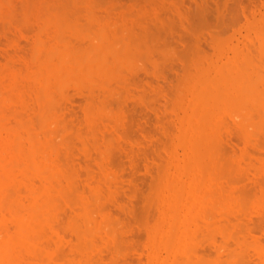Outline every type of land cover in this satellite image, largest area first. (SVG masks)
<instances>
[{"label":"bare ground","instance_id":"1","mask_svg":"<svg viewBox=\"0 0 264 264\" xmlns=\"http://www.w3.org/2000/svg\"><path fill=\"white\" fill-rule=\"evenodd\" d=\"M24 1H26V0H24ZM37 1L41 2V0L40 1L37 0ZM63 1L60 4L62 6H59L58 8H56V9H59L61 7L60 9H62V7H63V9H62L63 11H60V9H59L58 10L59 12L54 11L55 8L53 9V13H50V11L48 12L47 10H51L52 8L47 5V8L44 6L45 11H47V12H43L44 11V8H43L41 13H40V10H41L40 6H42L41 5L42 2L39 4L40 6L36 4L38 7L37 11H36L37 7L34 8L35 9L34 11H36L35 14L36 13L38 14V15L37 14L36 15L38 16L37 19L40 20L39 21L41 23L40 28L42 27V31L44 28H45V30L48 29L46 27L48 24H49L48 27H50L52 25L51 27H53L54 33H55V34H53L54 35L53 39L55 40V38H56L55 42L56 41L58 42L57 44H59L58 45L59 48L58 47L57 48L60 50L59 51L58 50H55V51L49 50L47 48V44L45 43V40L43 39L44 40L43 41L40 38V36H38L40 33L37 34L36 35L37 37H35L33 45H32L33 51L31 52V54H32L31 58H29L31 60L28 61L29 64H28V62H27V65H26V63L24 64L26 66L23 68L24 69V71H22L23 74L13 73L12 71H14L15 68H13L14 70L8 71L9 69H11V67H10L7 70V75L9 76V74H8V72H9V73H11L10 75L12 76L11 80L9 77V79H8L9 83H7L10 85L9 90H8V85L4 87L5 89L7 88L6 90H7V92L8 91L9 92L7 93L6 90H4L3 88L0 89V90H3V92L5 91L7 93L6 94L5 92L3 93L2 91H0V264H60L59 260H61L63 256L65 257V253H64V251H62V249L64 248V243H67L66 247H68V248H65V250H66L65 252L69 251L68 253H70L68 255L69 259H67L66 262L64 261L65 264H100V261H102L101 254L103 253V250L101 248L102 252H100L101 254L99 253L100 255L98 254L97 250L100 249V244L102 245L103 241L101 242V240L106 241L103 243V244H105V243L106 244L102 245L101 247H104V246L106 247V245L110 246L109 243H111V246H112L116 240V238H115L116 231H114V229H113L115 224L111 218V216L113 215L112 214L113 212L111 213V215H109L108 212H105V210L107 209V205H105L104 202L103 203L101 202V199H103V197L105 198V201H107V202L109 200L111 201V199H113L112 197L110 199L108 196L107 199L109 198V200H106V195H108V193H109V192H107L108 191L107 188H109V191L111 189V192L113 194H114V192H113L114 190H112V187H107L106 184L108 182L105 184V181H104L105 176L108 175L109 177L107 176L105 180L106 181L108 180L109 183H111L109 180L110 178H112V176L110 177L111 174H109V171L104 172V170H102V169L100 170L102 172L99 171V173L94 174L96 177L94 175L92 176V174H90L92 181H95L99 177H101V179L96 180L95 181L96 183L93 182V183L97 184V181H98L97 185L94 184L95 185V186L93 185L94 187H91L89 189L86 188L87 190H85L84 183H83L84 180H82L83 182L81 181L82 178L84 179V177H82V175H85V174L81 175L80 173H78L80 171L73 169L74 166L76 169V165H75L76 162H74L73 166L69 165L70 167L72 166L71 167L72 169H70V168L66 169V166L69 164L68 162L71 160L69 159L68 162H67V160H65L63 162L60 161V164L63 165L64 162H67V165L64 163L65 165L58 166L57 164H59V162L55 163L56 162L55 160H58V161L61 160V157H59L60 159H58V156H60V155L57 154L58 152H56L55 158L57 157V159L54 160V156H52L51 153L49 152L50 150L52 151V149L50 147V142H53V139L58 137V136H56V131L54 134V136H56V137H52L53 139L50 138L51 133L48 137L49 139L46 138L48 136L46 134L48 133L47 129H49V128L54 129L55 128L54 125L56 126V124L54 122H52L51 119L53 118V114L56 115L55 119H57V117L60 115L58 110H54L57 106H60V104H61V101H59V99H61V100L66 99V101L68 100V98H65L66 96L64 97V95H65V93H63L64 91L61 92V90L59 89L60 86H59V84H57V82L59 80L63 81L62 79H65L67 82H69L71 84L74 83V85H76V83H77L76 81H78V83H77L78 87H79V85L82 86L83 83L84 82L86 83L87 82L86 80H88V83H86L87 86L85 83L84 84L86 87H89V85H90V87L92 89V84H90V83H92L91 81L92 80L94 81L99 76L98 74H100V75L105 74V75H103V76H106L105 78H109L110 75H114L111 73L114 70L116 71V69L118 68V66L120 65L121 62L123 64L127 63V59H126L127 56L126 55H127L128 51H131V50L134 51V49H132V46L129 45V47L127 46L129 48V50H128V48L125 47L124 50L126 49L127 51L125 50L124 53L123 52L120 53L119 50L123 49L122 46H117L115 44L116 47L114 48L113 51H111L112 52V56H111L112 60L109 59L111 57L108 58V53L105 50L104 51L102 50L105 54V55L103 54V56H104V58L107 57V59H109V61H106L107 59L103 60V58H102V60L100 59L101 61H99L98 59H97L98 60L97 61L95 58L94 59L89 58V59L84 60V58L86 57V55H84V54L86 52L88 53L89 51H95V50H92L93 46H95V45L93 43L90 44L91 42L94 41L95 37L92 34L93 39H91V38H89L90 34L86 33V35L88 34L87 40L91 41V42L89 41L90 43L87 42L90 45L88 47V44H86V48L87 49L92 48V49H88L89 51H84V53H83L84 58L81 57L82 58V60H81L79 57V56H81L80 51H78L76 49V46L73 45L76 43V42H74V41H76L75 37H78V36L80 37L79 34L81 32V31L79 32L78 31L79 29H78L77 30L78 35L76 34V18L72 17V14H73V16L75 15L74 12H72V10H75V9H72L73 7H75L74 6L75 4H73V7L71 6V8H69L70 3L72 5V2H68L70 0H67L68 5H66V3H65L66 0L64 2ZM1 2L2 1L0 0V5H1ZM46 2L47 1H45V3ZM193 2H195V1L193 0ZM196 3H197V1H196ZM6 4L8 5V2ZM3 5H1L0 7H2ZM26 5H27V7H26ZM222 5H223V2H222ZM32 6H34V5H32L31 0H28L27 4L25 3L26 15H29L28 13H30L32 11V8H33ZM162 6H163V4H162ZM194 6H195V4H194ZM230 6H231V4H230ZM48 7H49V9H48ZM159 8H160V6H159ZM185 9H186V7H185ZM199 9L200 8H198V10ZM194 10H195V8H194ZM194 10H192V11L194 12ZM51 12H52V10H51ZM54 12H57V13H54ZM3 13H5V12L3 11ZM10 14H11V12H10ZM35 14H33L32 19L34 18ZM6 15H7V13H6ZM218 15H216V16H218ZM37 16H35V18ZM29 17H30V15H29ZM86 17H88V16H86ZM91 18H92V15H91ZM181 18L183 20V17H181ZM247 18H248V16H247ZM256 30L257 29H255V32L253 35L254 37L251 39H248L249 45L251 43L250 41H252L251 45L249 46V45H247V43L245 45V46H249L250 48H247L245 46L238 48L237 46L234 45V47H236L237 49H235L233 54L232 55L230 54V57H229L228 55L224 56V54H222L223 52H221V51H223V50L226 51V50H225V47L222 49L221 47H223V46H220V47H218V48H221L219 51L220 52L219 54L220 55L222 54L224 57H228V58H226V60L224 59L225 60L224 62H222V63L219 62L217 64L216 61L221 59L220 55H218L219 59H217L218 57H216L215 58L216 60H214L216 64L211 61V63H207L208 65L205 66V64H206L205 61H207L208 59L206 60V58L203 57V59L205 61L203 60L202 61L203 63H202L201 62L202 58H200L199 62H201L203 64V66H201L202 64L201 65L198 64L197 65L198 67L195 68V70L193 69L195 67L194 66L193 68H191L192 69L191 71L189 70L190 73H192V78H191V76H189L190 74H188V76L186 75L187 77L185 78V80L183 79L185 82H187L186 84L184 82L182 84V86H184L183 90H186V91H183V90H180V91L182 93L183 92L188 93V89H187V86H188L189 97L186 96V99H188V100L185 102V99H183L180 95L178 100L180 99L179 100L180 102H182L181 100H183V102H185V103L183 104L184 106L182 105V103H180V105L177 104L180 107L182 105V107L179 109V111H181V109H183V114H182L181 120H180L181 123L179 125L180 127H178L179 132H178V135L176 134L177 136H176V140H175L176 146L180 148L181 153L177 154L179 152H177V153L174 152L175 149H171L172 151L170 150L171 153H170L168 159L166 160L167 157L165 158L166 162L164 163V161H163L164 164L161 165V167L159 169L161 171H159L160 173L158 172L159 173V175L157 174L158 177L156 175L157 182L154 186V190H153L152 194L149 195V197L152 198L151 200L153 201V203L150 202L151 203L150 204L148 201L149 198H146L145 202L149 203V204L147 203L148 206L150 205V206L155 207V205H156L157 209H156V207H155V209H156V211L158 210V215H157V217L155 216L156 219L153 216V218L155 219L153 223H152L153 219L152 220L150 219V221L147 220V221H149L148 222L149 225L147 227V241H146L147 245H148V253L146 256V262L144 264H234L236 257H238L240 253H242V254L246 253L248 246H246L247 248H240L244 252L241 251L239 253L240 250H237L239 253L238 256H237L236 251L233 250L234 248L231 249L230 247L233 246L232 243L235 240H237V244L241 247V245L247 241V239L244 237L245 234H247V236L250 237L249 240L250 239L253 240L255 238L254 242H256V243L254 244V246L252 248H253L254 254L257 256L258 262L256 264H264V242L262 241V239H264V238L261 237L260 241H256V240H258L257 238H260V237H258V236L253 237L254 235H252V234H254V233L250 231V228H248V226H246V228L248 230L246 228H244V229H246V231H244V230L241 231V232H244L243 234L241 232L238 233V231H237L238 234L235 233L233 235V233L231 232L232 239L234 236L233 242L230 241L231 236L229 237L228 242H232L231 246L228 242H227V244H226V242H224L225 241L224 238H223V241H222V238H220V237L224 236L223 231H224V233L226 232V234H228V232H227L228 230L225 231L226 227L223 228L225 230H222V234H220L221 231L216 232L218 234H215L216 235L215 238L218 235H222L220 237L218 236L221 239L220 241H222V243L224 242L226 244L224 246L229 245V247L228 248L227 247L224 248L222 246L215 247L216 246L215 242L214 243L211 242L212 247H210V248H213V244H214V248L216 251L215 256L212 255V254H214L215 251L211 254L208 251L209 249L208 250L206 248L201 249V246H203L204 243H206L207 246H210L209 240L212 237L209 239H206V237L208 238V235L212 236L213 233L216 230H218V227H219L218 224L221 225V223H223L222 221L225 220L223 217L222 218L219 217L220 214L223 213V210H225V211L227 210L228 213H230L229 208L231 207V204L229 201L226 200L228 197L224 200V197L227 196V194H226L227 191L224 192V190H228L229 193L234 191L232 189L229 190V188L226 189L228 187L227 185H229V184L227 183L228 181L225 182L226 178H223L224 177L223 175L229 174L228 171H227L228 172L227 174H224V172H223L224 168L226 169V166H228L227 169L229 168L230 165L233 166V167H230L231 169L234 168V165H233L234 163L231 164V160H233L235 158V156L231 155L232 156L231 157L229 155L231 157V159H229L230 160V165H229L228 164L229 161H227V159L229 157H228V155L226 156L224 154L223 156H226V157H223V160H221L222 162L224 161V164H223L224 167H222L223 165L221 164L220 159H222L223 153H219L220 148L218 146L219 142L221 141L219 139L220 141L218 142V135L220 137L219 133L221 132L222 128H224L222 126H225L224 123H226L228 118L231 119L232 117H233L232 120H228V122H227L229 124L228 126L230 127L231 123L234 121L233 122V124L235 123L234 128L236 130L238 128L239 132L242 130L241 126L244 124L243 122H245V121H246L245 125H247V126H249L250 124H253V128L255 129V131H254V129H251L252 125H250V127L245 126L248 129L250 128V130L252 132L253 131L258 132L256 129H258V127H260V125L261 126L263 125L262 123L264 121V28L257 30V31ZM66 32H72L73 34H75V37L71 33L70 39H68L69 38V35H68L66 42L63 41V40H65ZM86 35L84 34V36H86ZM84 36H82V38ZM50 38H52V37H50ZM50 38H48V39H50ZM71 39H73V40H71ZM97 39H98V37H97ZM252 39H255V40H252ZM46 40H47V38H46ZM54 40H53V42H54ZM67 41L68 42L70 41L69 43H71V44L73 43L72 46H74L75 48L74 47L72 48L71 46H69V44H68V46H69L68 47ZM215 44H216V42H215ZM218 44H217V46H218ZM126 45H127V43H126ZM220 45L225 46L226 44L220 43ZM251 46L253 47V50L251 49ZM230 47H232V46H230ZM84 48H83V50H84ZM242 48H245V49H242ZM229 49H231V48H229ZM76 50L78 52H76ZM215 50H217V49H215ZM102 51H101V53H102ZM135 52H137L136 48H135V51L133 52V57L134 56L140 57V55H138V54L135 55L136 54ZM90 53L92 55L94 54V52H90ZM231 53H232V51H231ZM110 54L111 53H109V55ZM130 54L128 55L129 58H130ZM140 54H142V53H140ZM121 55H123V56L121 57ZM216 55H217V52H216ZM255 55H257V56L255 57ZM88 56H90V54ZM100 56H101V54H100ZM100 56H99V58H100ZM123 57H125L124 60H122ZM11 59H8V60L12 62ZM261 59H262V61H261ZM8 60H6V61L8 62V64L11 65L12 63H9ZM125 60H126V62H125ZM30 61H31V63H30ZM128 61H129V59H128ZM47 63L50 65L47 66ZM14 64H15V62H14ZM10 65H8V66H10ZM122 65H121V68H122ZM5 67H6V65H5ZM48 68L54 72L52 75L46 74L45 70H47ZM121 68H120V70H121ZM1 69L4 71L6 68L3 69V67H2ZM2 70H0L2 72V73L0 72V76H1V74L3 75ZM39 71H41L42 73H40ZM119 71L113 72V73H115V78L119 79V77H117V76H120V78H121L120 74L116 75V73H118ZM14 72H16V71H14ZM120 73H121V71H120ZM122 75H123V73H122ZM94 76H97V77H94ZM188 77H190L191 79L189 78L190 79L189 80ZM111 78L115 79L113 76ZM78 79H80V80H78ZM81 79L82 80L86 79V80H83L84 82L83 81L80 82ZM186 79H188V80H186ZM107 80H109V79H107ZM3 83H4V81H2V84ZM94 83H95V81H94ZM2 84L0 81V87L2 86ZM29 84H31V85L33 84L32 90H31V86ZM35 84H36V86H35ZM4 85H6V83H4ZM34 86L36 88H34ZM181 87H179V88L182 89ZM24 88L28 89V90H26L27 93L24 91V94L26 93L25 94L26 98H28V96H29L28 92H32L30 94V96H32V97L36 94L35 99H33V102H36V104H33V105H36V107L35 106L32 107L33 112L31 111L32 112L31 114H29L30 111L26 112V114L27 113L29 114V115L27 114L28 116L26 119L23 118L24 116H26V114L22 117L23 118L22 119L21 117L18 116L19 114L17 115V113H15V112H19L18 110L16 111L15 107H14L15 110H13L14 112L12 111V109H13L12 107H11L12 109L9 108L11 106V105H9L10 101H12L14 103L16 102V104H19L18 103L20 100L19 96L22 97V95H21L22 93H17V91L18 92H19V90L22 91V89H24ZM10 89L12 90V92H10ZM52 89H53V91H52ZM17 95L19 98L17 97ZM185 95L184 96L182 95V96L185 97ZM14 98H17L18 100L16 99L17 101H15ZM26 98L24 97V99H26ZM13 99H14V101H13ZM29 99H30V97L28 99H26V101L28 102ZM69 99H70V97H69ZM58 101L60 102V104L58 103ZM179 101H178V103H179ZM22 104H23L22 107L24 108L23 109L21 107L22 110H25L26 106L28 108L31 107V106L29 107V103H27L26 106L24 105V103H22ZM8 105H9V107H8ZM20 106H21V104H20ZM28 108H26V111L32 109V108H30V109H28ZM57 108H59V107H57ZM103 108L104 107H102V109ZM8 109H11L12 113L16 114L15 116L17 117V119H16V117L13 116L14 114H12L11 111ZM100 109H101V107H100ZM87 110H88V108H87ZM87 110H85V111H87ZM54 111H56L58 114H56V112H54ZM89 112L90 111H88V113ZM51 113H53V114H51ZM104 113H103V115H104ZM8 114H12V116L11 117L7 116ZM85 115H89V114H87L85 112ZM8 117H9V119H8ZM59 117L62 118V115H60ZM89 117H90V115H89ZM236 117L239 118V120H236L238 122L235 121ZM13 118L15 119L16 123H14ZM94 119H93V117H91V119L86 118L85 119V121L87 120L85 123L86 126L89 125V127H92L91 120H94ZM11 120L13 122H10ZM95 121L93 122L94 125L96 124ZM55 122L58 124L56 126V130H57L58 129L57 127L59 126L58 119ZM259 122H262V123L259 124V126H256V128H255V125H257V123H259ZM53 123H54V125H53ZM61 125L62 124H60V127L57 130L58 132L61 131L60 129H62V128L64 129V126H61ZM232 125H231V127H232ZM235 125H236V127L237 126L238 127L236 128ZM50 126H52V128ZM94 127L96 128V126H94ZM94 127H92L90 130L95 129ZM226 127L227 126H225V128ZM229 127H228V129H229ZM219 128H221L220 131H219ZM38 129H40V131H37ZM244 129H246V128H244V125H243V130ZM243 130L241 131V133H244ZM93 131H95V130H92L91 132H93ZM251 131H248V132H250L249 136L253 135L251 133ZM261 131L264 133L262 128H261ZM39 132L41 133L42 137L40 136ZM53 133H54V131H53ZM259 133H257V134H259ZM228 136H229V134H228ZM228 136H226V137H228ZM249 136H248V138H250ZM258 137H259V135H258ZM224 139H225V137H224ZM101 140H102V138H101ZM59 142L55 141L56 144ZM99 142H101V141H99ZM53 143H51V144H53ZM245 145H246V143H245ZM259 146H261V145H259ZM174 148H175V145H174ZM53 151H54V148H53ZM53 151H52V153H53ZM60 151L61 150H59V153H60ZM248 152H249V150H248ZM248 152L242 151L240 153H242V154L246 153L247 155H249ZM220 154H221V156H220ZM238 155L240 156L239 153H238ZM233 156H234V158H233ZM237 158L238 159H234V161L239 160L238 162L240 164L242 162L240 160L241 158H239V157H237ZM244 158L245 157H243V162H242L243 164L239 165L238 163H236L240 167H242L241 169L239 168V171H241V172L243 171V168L245 167V165H244L245 160H246V162L248 161V163H245V164L252 165V163H253L254 166L256 164L257 169L259 168V166H264L263 165L264 161H262L264 158V155L262 156V159H260L261 157L260 158L257 157V159L259 161L255 160V157H254V159L250 160L251 156L248 160L246 158L244 160ZM225 160L227 161L226 163H225ZM254 160L259 162V164L256 163ZM72 161H76V160H72ZM91 161H93V160H91ZM260 161L263 162L262 165H261ZM225 164H228V165H225ZM95 165H93V166H95ZM248 165H247L246 169H244L245 171H248L247 169H249V167H250V166L248 167ZM96 166H97V168L98 167L100 168L99 165H96ZM239 166H237V165L235 166L236 167V168H234V169H236L235 171H238L237 167H239ZM61 167H63V168H61ZM222 168H223V170H222ZM254 169H256V168L254 167ZM224 171L226 173V170H224ZM259 171L261 172V170H259ZM103 172H104V174H102ZM222 172H223V175H221ZM105 173H107V175ZM232 173L233 172H231V174ZM234 173H240V172H234ZM99 174L104 175V177L102 178V176H99ZM85 176H87L86 177V179H87L89 177V174L88 175L86 174ZM156 177H154L155 181H156ZM79 178H80V181L78 180ZM91 178H90V180H91ZM93 178H95V179L93 180ZM220 178L223 179L222 182L220 181L221 180ZM241 178H242V176H241ZM245 179H246V177H245ZM101 180H103L104 182ZM77 181H79L78 183L81 182L82 188L81 187L79 188ZM89 181H87V183H89ZM99 181H101L100 185H99ZM238 182H236V183H238ZM248 182H250V181H248ZM153 183H152V185H153ZM221 183H225V185L227 184L226 185L227 187L223 186V188L226 187L225 189H223ZM89 184H91V183H89ZM101 184L103 186L104 185H106V186L103 187ZM110 185L111 184H109L108 186H110ZM152 185H151V187H152ZM262 185L264 186V184H262ZM262 185L260 184L261 188L263 187ZM85 187H86V185H85ZM258 187H256V185H254L253 193L254 192L255 193L252 195H255L258 192V190H259ZM104 188H106V189H104ZM102 189H103V193L100 196ZM256 189H258V190H256ZM262 190H264V188ZM261 191H259V194ZM247 192H246V194H248ZM104 193H105V195H104ZM234 193H235L234 199L235 198L237 199L236 196H238L239 193H236V192H234ZM249 193H250V190H249ZM263 193L264 192L262 191L261 195H257V196L255 195V198H254V200L252 198V201L255 202L256 200H258L260 198V196L263 197ZM225 194H226V196H225ZM244 194L245 193H243V196H244ZM248 195H250V197H252L251 194H248ZM243 196H241V197H243ZM115 197H118V195ZM231 197H232V195H231ZM238 197H240V196H238ZM244 197L248 199L247 195H245ZM250 197H249V201H251ZM256 197H259V198L257 199ZM234 199H233V201H234ZM238 199L239 200H237V201L241 202V203H239L240 205L241 204H242V206L245 205L244 198L242 200L243 202L241 201L242 198H238ZM260 199H259L260 202L257 201V202H259V204L262 203V201ZM262 200L264 201V199H262ZM249 201L246 200V203ZM114 203H115V201H114ZM239 204H237V205L240 206ZM249 204H250V202H249ZM252 204L253 203H251L250 205H245L244 206L245 208H243L242 206H240V207L243 208L244 211H246L247 208L248 209L253 208V207H249V206H253ZM104 205L106 206L105 210H104V208H105ZM254 206L257 208V206L255 204H254ZM240 207H239V209H240ZM59 208L61 211L64 208L63 215L59 214V213L62 214L61 211H59V213H58ZM260 208H262V207H260ZM235 209L237 210L238 208H236V207L233 208V211H232L233 214L230 213L229 215L232 214V216H233ZM243 210H242V212H244ZM253 210H255V209L253 208ZM242 212L240 211V213H242ZM65 213L67 216L64 215ZM217 213L219 214L218 217H217ZM225 214L227 215V213H225ZM236 214H238V213H236ZM243 214L244 213L238 214L239 216L234 215L233 218H231V220H233L234 218H238V217H240V215H243ZM222 215L225 217L224 213ZM61 216H63V217L61 218ZM67 217H68V222L66 221ZM229 217L230 216H228V217L226 216L225 217L226 220H228ZM113 218H114V215H113ZM220 218H221V223H218L220 221ZM64 219H66L65 221L67 222V224L65 222L66 229H67V227L69 228V229H67V231L64 230V232L69 233L68 230L72 231L73 236H74V237H72V240H73L72 242L70 241L71 239L70 240L66 239V238H68L67 237L68 233L66 234L67 236L65 234H63L66 237V238L65 237L63 238L62 233H60L61 231L58 230L60 227L57 228L59 224L61 226L62 225L64 226L63 229L65 228V224L63 223ZM237 220H236V222L238 223ZM233 222H234V220H233ZM226 223L228 224V227H230L231 224L228 223V221H226ZM236 225L238 226L239 223L234 224V227L232 229H234ZM249 226H250V224H249ZM115 228L117 229V226ZM239 228L240 227L236 228V230H238ZM260 228L264 229L263 226ZM239 230H241V229H239ZM249 231H250V234L252 233L251 234L252 236H250ZM234 232H235V230H234ZM71 234L69 233L70 237H71ZM235 235H237V236H235ZM238 235L239 236L241 235L243 239L238 237ZM226 236L227 235H225L224 237H226ZM237 237L240 240L236 239ZM96 239L100 240V244L97 242L99 247L95 243ZM66 240H69V242H71V244L70 243L68 244V241H66ZM216 240L219 242L218 238H216ZM116 241L119 242L118 239ZM206 241H209V242H206ZM107 242H108V244H107ZM235 244H236V242H234V245ZM205 245L203 247H205ZM251 245L252 244H250L249 246H251ZM235 246H233V247H235ZM244 246L245 245H242V247H244ZM113 247H116V246H113ZM237 248H235V249H237ZM250 248L251 247H249V249ZM116 249L117 248L113 249V251ZM58 251H60V253L62 251V253H64V255L60 256L61 254L58 253ZM114 252H117V250ZM114 252H111V254ZM249 252H251V250H249ZM68 253H66V255ZM76 253L77 254L79 253L80 256H78V257L83 256V258H79V261L78 260L76 261V255H77ZM107 254H109V253H107ZM115 254H117V253H115ZM115 254H112V255L116 256ZM251 254H253V253H250L249 255L251 256ZM254 254H253V256L256 258V256ZM243 255H241L242 258H243ZM114 256L111 257L109 254L108 255L109 258H107V259L108 260L110 259L109 261L111 262V259L114 258ZM245 256L247 257V255H245ZM103 257H104V255H103ZM239 258H240V256H239ZM103 259H104V261H102L101 264L102 263L106 264L107 262H109V261L105 262L106 261L105 258H103ZM254 260H256V259H254ZM254 260L253 261L251 260V262H252L251 264L256 262ZM115 262H112V264H116ZM242 263L246 264L247 262H242ZM61 264H64V263L61 262Z\"/></svg>","mask_w":264,"mask_h":264},{"label":"rangeland","instance_id":"2","mask_svg":"<svg viewBox=\"0 0 264 264\" xmlns=\"http://www.w3.org/2000/svg\"><path fill=\"white\" fill-rule=\"evenodd\" d=\"M1 1H2L1 5H3V4L4 5L2 7H0V11L2 12V13L0 12V70H2L1 68L3 67V69L6 68L5 69L6 71L2 70L3 75L1 74V76H0L1 80L0 81H1V84H2V81H4V83H6V85H4V83H3L2 86L0 87V89L3 88L4 90H6L7 88L5 89L4 87L8 85V90H9L10 85L7 83H9V80H8L9 77L11 80L12 76L10 75L11 73H9V72H8L9 76L7 75V70L11 67V69H9L8 71L14 70L13 68H15L14 71H16V72L12 71L13 73L23 74V72H22V71H24L23 68L27 65V62L29 60H31L29 58H31V55H32L31 52L33 51L32 45H33L35 37H37L36 36L37 34L40 33L38 36H40V38L42 40L43 39L45 40V43L47 44V48L49 50H52V51H55V50L59 51L60 50V49H58L59 48V46H58L59 44H57L58 42L57 41L55 42L56 38H55V40L53 39V36H54L53 34H55V33H54L53 27H51L52 25L50 24L51 26L48 27V25H49L48 24L46 26L48 29L45 30V28H44L42 31V27L40 28V25H41V23L39 22L40 20L37 19L38 14L36 13L37 14L36 15L35 12L38 10L37 5H39L41 2H42V4H41L42 6L39 5L41 8L40 13H41L43 8H44L43 12H47V11L49 12L50 11V13H53L54 8H55L54 11H58L61 7L59 9H56V8H58L59 6H62L60 4L63 0L62 1L61 0H41V2H38L37 0H33V1L31 0L32 5H34V6H32L33 7L32 11L30 13H28L30 15V17H29V15H26V8H25V3L27 4L28 0H26V1H24V0H4V1L1 0ZM45 1H47V2L45 3ZM194 1L195 2H193V0H79V1L78 0H76V1L70 0V1H68V2H72V5L70 3L69 8H71V6L73 7V4H75L74 5L75 7L72 8V9H75V10H72V12H74L75 15L73 16V14H72V17L76 18V34L78 35V32H77L78 29H79L78 31L79 32L81 31V32L79 34L80 37L79 36L75 37V34H73L72 32H66L65 40H63V41L66 42L68 35H69L68 39H70L71 33L74 35V37L76 38V41H74V42H76V43L75 44L72 43V44L74 46H76V49L78 51H80L81 56H79V57L81 60H82L81 57L84 58V56H83L84 51H89L88 49H92V48L87 49L86 44H88V47H89V45L92 43L95 45V46L92 45L93 46L92 50H95V51H89L88 53L86 52L87 54L85 53L84 55H86V57H87L90 54V56H88L87 58L85 57L84 60L89 59V58L90 59L95 58L96 60L98 59L99 61H101L102 58H103V60H106L107 57L104 58V56H103L104 52L103 51L104 50L107 51L108 58H109L112 56L111 51L114 50L116 45L122 46L123 51L120 49L119 50L120 53L121 52L124 53L126 50V49L124 50V48L125 47L128 48L129 45H131L132 49H134V51L136 48L137 52H135L136 54L135 53L134 54L140 55V57H138V56L133 57L134 51L133 50L128 51V53L129 52L131 53V54L129 53L130 58L128 57V55H129L128 53L126 55L127 57L124 55L127 59V63L123 64L121 62L120 65L118 66V68L116 69V71H119L121 68V65L123 64L122 68L120 70L121 73H120V71L118 73H116V75L120 74L121 78H120V76H117V77H119V79L115 78V73H113V72H116L115 70L111 73L114 75H110V76L108 75L109 78H105L106 76H103L105 74H101V75L98 74L99 75L98 77L94 76V77H97L94 80L95 83L93 80L91 81L92 83H90V84H92V89H91L90 85H89V87H86L87 86L86 83H88V80H86V79H83V80L87 81L86 83L82 79L80 81V82L83 81L86 84V86L83 83V85L82 86L79 85V87L77 84L78 81H76L77 83H76V85H74V83L71 84V83L67 82L65 79H62L63 81L59 80L57 82V84H59V86H60L59 89L61 90V92L64 91L63 92V93H65L64 97L66 96L65 98H68V100L66 101V99H63V98H62L63 100L59 99V101H61V104L58 101L60 106H57L59 108L56 107L54 110H58L59 114L62 115V118L59 117L60 115L57 117V119L59 121V126L57 128L59 129L60 124H62L61 126H64V129L63 128L60 129L61 130L60 132L57 131L58 129L56 130V126L58 125L55 122L57 120V119H55L56 115L51 113V114H53V118L52 119L50 118V119L52 120V122H54L56 124V126L53 123L55 128L53 129L52 126H50L52 129H50V128L47 129L48 133L46 134V135H48L46 138H48L50 133H51V135H52V136L50 135L51 139H53L52 137L58 136L57 138H55L56 140L53 139L54 143L50 142V147H51L52 151L54 148L53 153L51 150L49 151L51 153V155L54 156V160L57 159V157L55 158L56 152H58L57 154L60 155V156H58V155L57 156H58V159H60L59 157H61V160H59V161L55 160L56 161L55 163L59 162V164H57L58 166H63L65 164L67 165V162L69 161V159L71 161L76 160V161H72V162L69 161L68 162L69 164L66 166V169L67 168L72 169L71 167L74 165V162H76V164H75L76 169L74 166V168H73L74 170L80 171L78 173H80L81 175L82 174H85V175L89 174V177L87 178L88 180L86 179L87 176L82 175V177H84V179L82 178L81 181L84 180V182L83 181L82 182L84 183L85 190H87L86 188L89 189V188L97 185L98 181H97V184H95L96 183L95 181L101 179V177H99L95 181H92L90 174H92V176H93L94 174L99 173V171L102 169V170H104V172L109 171V174H111L110 177L112 176V178H110V179L108 178L111 182V183H109L108 180L107 181L105 180L106 177L108 176L107 175L108 172L105 173L107 176H105L104 181H105V184L107 182L109 184H111L110 186H108L109 185L108 183L106 185H107V187H112V190H114L113 191L114 194H113L111 192V189L109 191V188H107L108 189L107 192H109V193H108V195H106V200H109V198L111 199V197L113 199H111V201L109 200L108 201L109 203L107 201H105L104 197H103V199H101V198L100 199H101L102 203L104 202L105 205H107V209H106V206L104 205V207H105L104 210L106 209L105 212H108L109 215H111V213L113 212L112 214L114 215V218H113V215L111 216V218L115 224L113 229H114V231H116L115 238H116V240L118 239L119 242H117L115 240L116 243L114 242L112 246H111V243H109L110 246L106 245V247L105 246L101 247L102 245L106 244V243L103 244L106 241L101 240V242L103 241L102 245L100 244L99 239L98 240L96 239V241H95L97 246H98V243L100 244V249L97 250L98 254L100 252H102L101 248L103 250L102 254L104 255V257L100 253L102 256V261H104L103 258H105V260H106L105 262L109 261L110 259L109 260L107 259V258H109L108 255L110 254V256L113 257L114 255H112V254L117 253V254H115L116 256H114V258H112L113 260L111 259V262L110 261L107 262L108 264H112V262H115V261H116L115 262L116 264H144L146 262V256L148 253V245L146 242L147 241V227L149 225L148 222L150 221V219L151 220L153 219L152 220V223H153L154 220L156 219L155 216L157 217V215H158V210L156 211V209H157L156 205H155L156 209L153 206H150V205L148 206V204L150 202L153 203V201L151 200L152 198H150L149 195H151L153 190H154V186L157 182V177L160 173L159 171H161L159 169H160L161 165H163L166 162V160L168 159V157L172 151L171 149H175L174 152H176V153L179 152L177 154L181 153L180 148L176 146L175 140H176V136L178 135V132H179L178 127H180L179 126L181 123L180 120H181V116L183 114V109H181V111H179V109L188 100V99H186V96L189 97V88L187 86L188 93L183 92L184 94L180 90H183V87H184V86H182L183 82L185 84L187 83L184 80L188 76V74H190L189 76H191V78H192V73H190V71L192 70L191 68H193L195 66L193 68L195 70V68L198 67L197 66L198 64L201 65L203 63L202 61L204 60L203 57H205L206 60L208 59L207 61L204 60L206 62V64L204 63L205 66L208 65L207 63H211V61L213 63H215V61H214V60H216L215 58L218 57L217 59H219L218 55H220L219 54L220 49L221 48L223 49L224 47H225L226 51H224V50L221 51V52H223L222 54H224V56L228 55L230 57V54L232 55L234 50L237 49L236 47H234V45L237 46L238 48L245 46L246 43H247V45H249L248 39H251L254 37L253 35L255 32V29L260 30V29L264 28V22H263L264 21V0H212V1L211 0H204L205 2L203 0H194ZM196 1H197V3H196ZM7 2H8V5L6 4ZM222 2H223V5H222ZM65 3H66V5H68L67 0L65 1ZM162 4H163V6H162ZM194 4H195V6H194ZM230 4H231V6H230ZM47 5L52 8V9L50 8L52 10V12H51V10H47V9H46L47 11H45V7L47 8ZM159 6H160V8H159ZM26 7H27V5H26ZM49 7H48V9H49ZM185 7H186V9H185ZM34 8H36V11H34L35 10ZM194 8H195V10H194ZM198 8H200V9L198 10ZM62 9H63V7H62ZM62 9H60V11H63ZM192 10H194L195 13ZM3 11L5 13H3ZM10 12H11V14H10ZM6 13H7V15H6ZM54 13H57V12H54ZM33 14H35V16H37V17L35 18V16H34V18L32 19ZM90 14L92 15V18H91ZM216 15H218V16H216ZM86 16H88V17H86ZM247 16H248V18H247ZM181 17H183V20ZM83 33L85 35H86V33H89L90 34L89 38H91V39H93V35H94V37H95L94 41L91 42L90 40H87L88 34L86 36H84ZM82 36H84V37L82 38ZM50 37H52V38H50ZM97 37H98V39H97ZM46 38H47V40H46ZM48 38H50V39H48ZM53 40H54V42H53ZM71 40H73V39H71ZM252 40H255V39H252ZM69 42L67 41V46L69 44V46H71L73 48L74 46H72V44ZM87 42H89L90 44ZM215 42H216V44H215ZM250 42L252 43V41H250ZM126 43H127V45H126ZM220 43H224L226 45L225 46L220 45ZM251 43H250V45H251ZM217 44H218V46H217ZM220 46H223V47L218 48ZM230 46H232V47H230ZM249 46H245V47L250 48ZM83 48H84V50H83ZM229 48H231V49H229ZM215 49H217V50L219 49V50L217 51ZM242 49H245V48H242ZM251 49L253 50L252 46H251ZM77 50H76V52H78ZM128 50H129V48H128ZM101 51H102V53H101ZM231 51H232V53H231ZM90 52H94V54L92 55ZM216 52H217V55H216ZM109 53H111V54L109 55ZM140 53H142V54H140ZM100 54H101V56H100ZM222 54L220 55V58L223 61L221 59H219L218 61H216L217 64L219 62H221V63L224 62L226 60V58H228V57H224ZM99 56H100V58H99ZM122 56L123 55H121V57ZM256 56L257 55H255V57ZM125 57H123L122 60H124ZM200 58H202V60H201L202 63L199 62ZM8 59H11L12 62L9 61ZM109 59L112 60V57ZM109 59H107L106 61H109ZM128 59H129V61H128ZM6 60H8L9 63H12L11 64L12 66L10 64H8V62ZM261 61H262V59H261ZM14 62L16 65L14 64ZM125 62H126V60H125ZM25 63H26V65H24ZM30 63H31V61H30ZM28 64H29V62H28ZM5 65H6V67H5ZM8 65H10V66H8ZM49 65L50 64L47 63V66H49ZM201 66H203V64ZM45 71H46L47 75H52L54 73L49 68ZM39 72L42 73L41 71H39ZM122 73H123V75H122ZM112 76L115 79L111 78ZM189 78L190 77H188V79ZM107 79H109V80H107ZM188 79H186V80H188ZM78 80H80V79H78ZM29 85L31 86V90H32L33 84L32 85L29 84ZM35 86H36V84H35ZM35 86H34V88H36ZM179 87H181L182 89H180ZM26 90H28V89L24 88V89H22V91L21 90H19V92L17 91V93H22L21 94L22 97L19 96L20 98L17 95V97L20 99L18 102L19 104H16V102L14 103V102L10 101L9 105H11V106L9 107V105H8L9 108H11V107L13 108V109L11 108L12 111L15 110V108H16V111L18 110L19 112H15V113H17V115L19 114L18 116L21 118L28 111H30L29 114H31L33 112L32 107H34V106L36 107V105H33V104H36V102H33V99H35L36 94L32 97V96H30V94L32 92H28L29 93L28 98L30 97V99L27 102L26 99H28V98H26V95H25L27 93ZM0 91L3 92V90H0ZM24 91L26 92L25 94H24ZM52 91H53V89H52ZM183 91H186V90H183ZM6 92H7V90H6ZM10 92H12L11 89H10ZM180 95L183 99H185V102H183V100H181L182 102H180L179 101L180 99L178 100ZM182 95L183 96L185 95V97H183ZM24 97L26 99H24ZM69 97H70V99H69ZM14 99H15V101L18 100L17 98H14ZM14 99H13V101H14ZM178 101H179V103H178ZM22 103H24L25 106L27 103H29V107L31 106L30 108H32V109L26 111V108H28V107L24 106L25 110H22V108H23ZM180 103H182L181 107L177 105V104L180 105ZM20 104H21V106H20ZM100 107H101V109H100ZM102 107H104V108L102 109ZM30 108H28V109H30ZM87 108H88V110H87ZM11 109H8V110L11 111ZM85 110H87V111H85ZM12 111H11V113H12ZM88 111H90V112L88 113ZM54 112H56V111H54ZM85 112L87 114H89L90 117H89V115H85ZM103 113H104V115H103ZM12 114H14V113H12ZM12 114H8L7 116L11 117ZM27 114L23 118L26 119L27 116L29 115V114L28 115ZM56 114H58V113L56 112ZM15 115L16 114H14L13 116L16 117ZM91 117H93V119L95 118L94 120H91L92 127L96 126V128L94 127L95 129H92V130H95L93 132H91L92 130H90L92 127H89V125H87L88 126L87 127L85 124L87 121V120L85 121V119L86 118L91 119ZM232 118L231 119L228 118V120H232ZM8 119H9V117H8ZM16 119H17V117H16ZM228 120L226 121V123L228 122ZM236 120H239V118L236 117L235 121ZM94 121L96 122L95 125L93 124ZM10 122H13V121L11 120ZM233 122L231 123V125L233 124ZM236 122H238V121H236ZM14 123H16L15 119H14ZM226 123H224L225 126H227L226 128H225V126H222V125L221 126L224 128L221 127L222 130H221V128H219V131L221 130V132L219 133L220 137L218 135V142L221 140L218 144V146L220 148L219 153H223L222 159H220V161L223 160V157H226L227 155L229 157V158L227 157L228 158L227 161H229V163H228L229 165H230L229 159H231V157H232L231 155L235 156V158L233 156L234 159H238L237 157L241 158L240 160L242 162H243V157H245L247 160L250 158V156H251L250 160L254 159V157H255V160H258L257 157L258 158L261 157L260 159H262V156L264 155V133L261 131V128L264 131V128H263L264 127V121H263V123L259 122V123H257V125H255V128H256V126H259V124H261V123L263 124L262 125L263 127L260 125V127H258V129H256L258 132H254L255 129L253 128V124H250V125H252L251 129H254V131L252 132L250 130V128L249 129L247 128V127H250V125L247 126V125H245L246 121L243 122L244 128H246V129L243 130V125L241 126V128L244 131V133H241L242 130L239 132V129L237 128L238 126L236 127V125H235L237 130L234 128L235 123L232 125L233 128L231 127V125L229 127L228 126L229 124L228 123L226 124ZM245 126H247V127H245ZM228 127H229V129H228ZM37 131H40V129H38ZM53 131H54V133H53ZM55 131H56V136H54ZM248 131H251V133L253 135L249 136L250 132H248ZM257 133H259V134H257ZM228 134H229V136H228ZM258 135H259V137H258ZM40 136L42 137L41 133H40ZM226 136H228V137H226ZM248 136L250 138H248ZM224 137H225V139H224ZM101 138H102V140H101ZM54 140L57 142L60 141L61 143L59 142L56 144ZM99 141H101V142H99ZM51 143H53V144H51ZM245 143H246V145H245ZM174 145H175V148H174ZM259 145H261L262 147ZM59 150H61L60 153H59ZM248 150H249V152H248ZM239 151L240 152L246 151V152H248L249 155H247L246 153L242 154ZM238 153L240 154V156L238 155ZM224 154L226 156H223ZM220 156H221V154H220ZM165 158H166V160H165ZM245 158H244V160H245ZM234 159L231 160V164L234 163L233 164L234 168H236L235 167L236 165L239 166L240 164H243L241 161H240L241 163L239 164V162H238L239 160L234 161ZM65 160H67V162H64L65 164L64 163H63V165L60 164V161L63 162ZM91 160H93V161H91ZM163 161H164V163H163ZM227 161L225 160V163ZM262 161H264V158ZM255 162L259 164V162H257V161H255ZM236 163H238L239 165ZM245 163H248V161L246 162V160H245ZM245 163H244L245 167L243 168L242 172L239 171V168L240 169L242 168L240 166L237 167L238 171H235L236 169H234V168L231 169L230 167H233L232 165L229 166L230 169L229 168L227 169L228 166H226V169L224 168V170H226V173L222 168L224 174H227L228 172L230 174V175L229 174L223 175V172H222L221 175L224 176L223 178H226L225 182L228 181L227 183L229 184V185L226 184L228 186L227 187L225 185V183H221L222 188H223V186H226L227 187V188L225 187L226 189L229 188V190L230 189L234 190V191L231 190L232 192H230V193L228 190H224V192H226V191L228 192V193L226 192L227 196L225 194L226 197H224V200L228 197L226 200L229 201L231 204V207L229 208L230 210L229 209L228 210L230 213L233 214V212H232L233 208L236 207V208H238L237 210L235 209L236 213H238V214L244 213V214L240 215V217H238V218H234L233 219L234 222H233V220H231V218H233L234 215H236V216L238 215L235 212H234V215L232 216V214L229 215L230 213H228L227 210L226 211L223 210L225 217L230 216L229 217L230 219L228 218V220H226V218L222 215L223 213H221L220 216L217 213V217L218 216L221 218L223 217L226 221H228V223L231 224L230 225L231 228L228 227V224L226 223L225 220L222 221L223 223H221V218H220V221L218 223H221V225L218 224L219 225L218 230H216L212 236L208 235V238L206 237V239H209L212 237L209 240L210 246H207L206 243L203 244V246L206 244L205 247L201 246V249H203V248H206L207 250L209 249L208 251L211 254L215 251L214 244H213V248H210V247H212L211 246L212 243L215 242V245H216L215 247L222 246L224 248L225 247L228 248L229 245H227V246H224V245L227 244L230 236H231L230 241H232V242L234 241L233 240L234 236L232 239L231 232L234 235L235 233L238 234L243 230L246 231V229H247L246 226H248V228H250V231L254 233V234L251 233L252 235H254L253 237H257V236L260 237V238H257L258 240H256V241H260L261 237L264 238L263 237L264 236V233H263L264 229L260 228L262 226L264 227V224H263L264 223V201L262 200V199H264V193H263V197L260 196L261 199L259 197H256L257 199L259 198L262 201L261 204H259V202H260L259 199L256 200L255 202L252 201V198L254 200L255 195L256 196L261 195L262 191L264 192V190H262L264 188V186L262 185V184H264V166H259L257 164L259 166V168L257 169L256 164L254 166L252 163V165H253L252 166V165H248ZM95 164L99 165L100 168L99 167L97 168V166ZM221 164L223 165L224 161L223 162L221 161ZM228 164H225V165H228ZM262 164H263V162H261V165ZM69 165H72V166L70 167ZM93 165H95V166H93ZM247 165H248V167L249 166L250 167H249V169H247L248 171H245L244 169H246ZM222 167H224V165ZM254 167L256 169H254ZM61 168H63V167H61ZM259 170H261V172ZM100 172H102V171H100ZM104 172L102 174H104ZM231 172H233V173L231 174ZM234 172H240V173H234ZM156 175H157V177H156ZM99 176H102V178L104 177V175H100V174H99ZM241 176H242V178H241ZM154 177H156V181H155ZM245 177H246V179H245ZM90 178H91V180H90ZM94 179L95 178H93V180ZM78 180L80 181V178ZM222 180L223 179H221L220 181L222 182ZM79 181H77V184L79 185V188L80 187L82 188L81 182L78 183ZM87 181H89V183H91V184L87 183ZM101 181H103V180H101ZM101 181H99V185H100ZM248 181H250V182H248ZM93 182H95V183H93ZM236 182H238V183H236ZM152 183H153V185H152ZM260 184L263 186L262 188H261ZM85 185H86V187H85ZM106 185H104V186L102 185V186L105 187ZM151 185H152V187H151ZM254 185H256V187L259 186L258 187L259 190L256 189V190H258V192L256 191L258 194L256 193L255 195H252L255 193V192L253 193ZM225 188H223V189H225ZM104 189H106V188H104ZM249 190H250V193H249ZM259 191H261L260 194H259ZM234 192L239 193L238 196H240V197L236 196L237 199L236 198L234 199V195H235ZM246 192L248 194H251L252 197H250V195L246 194ZM102 193H103V189L101 190L100 196ZM243 193H245L244 196L247 195L248 199L243 196ZM104 195H105V193H104ZM117 195H118V197H115ZM231 195H232V197H231ZM108 196H109V198L107 199ZM241 196H243V197H241ZM249 197H250L251 201H249ZM146 198H149V200H148L149 203L147 202L148 204L145 202ZM238 198H242L241 201L244 198L245 205H250L251 203H253L252 204L253 206H249V207H253L255 210H253V208H250V209L247 208V210L244 211L243 208H245L244 207L245 205H243V206H242V204L240 205L239 203H241V202L237 201V200H239ZM233 199H234V201H233ZM245 199L248 200L250 202V204H249V202L246 203ZM114 201H115V203H114ZM257 201H259V202H257ZM237 204H239L243 208H241ZM254 204L257 206V208L254 206ZM239 207L241 210L239 209ZM260 207H262V208H260ZM63 210H64V208L62 209V211L59 208L58 213H59V211H61L62 214L61 213H59V214L63 215ZM242 210L244 212H242ZM240 211L242 213H240ZM225 213H227V215ZM64 215H66V213ZM153 216L155 219L153 218ZM62 217L63 216H61V218ZM65 220L66 219H64V221H63L64 224L66 221L68 222V217H67V220L66 221ZM147 220H149V221H147ZM236 220L238 221L240 226L236 225L235 228L232 229L234 227V224H238L236 222ZM67 222H66V224H67ZM66 224H65L64 229H63L64 226L63 225L61 226L60 224L57 227V228L60 227L58 230L61 231V232L60 231L59 232L62 233V235L63 234L66 235L68 233V232H64V230L67 231V229H69L68 227L66 229ZM249 224H250V226H249ZM116 226H117V229L115 228ZM224 227H226V230L223 229ZM238 227H240L239 229H241V230H239V229L236 230V228H238ZM244 228H246V229H244ZM222 230H225V231L228 230L227 231L228 234H226V232L224 233V231H223V235L224 236L227 235L226 237H224V236L220 237L222 235H218L220 238H222V241L224 238V240H225L224 242H226V244L224 242L222 243V241H220L221 239L218 236L216 238H218L219 242L215 238V236H216L215 234H218L216 232L221 231L220 234H222ZM234 230H235V232H234ZM68 231L70 234L72 233L71 230H68ZM237 231H238V233H237ZM250 231H249V234H250ZM69 233L67 234L68 236L66 235L68 238H66L65 235H63V238L65 237L66 239H69V240L71 239L70 241L72 242L73 241L72 237H74V236L72 233L71 237H70ZM241 233L243 234L244 232H241ZM251 234H250V236H252ZM241 235L240 236L238 235V237L243 239L242 238L243 235L242 236ZM235 236H237V235H235ZM238 237L236 239H239ZM244 237L247 239V241L250 244H252L251 246H249L250 244L246 240L245 241L247 243L243 241L244 244H242V245H245L244 247H242V245L240 247L237 244V240H235L234 241V242H236L235 245L236 246L238 245L239 246V247L237 246L238 248L234 245V242L233 243L228 242L230 244V246L232 244H233V246H235V247L232 246L230 248L231 249L234 248L233 250L236 251L237 256L241 251H243L240 248H247L246 246H248L246 253L245 254L243 253L244 255L242 253H240L239 254L240 258H239V256L236 257L234 264H243L242 262H247L248 264L249 263L251 264L252 263L251 260L253 261L254 259H256V260H254L256 262L253 264H256L258 262V260H257V256L254 254V251L252 248L254 246V244L256 243V242H254L255 238L253 240L252 239L249 240L250 237L247 236V234H245ZM69 240H66V241H68V244L69 243L71 244V242H69ZM209 241H206V242H209ZM250 241L251 242L253 241V242L251 243ZM262 241L264 242V239H262ZM66 244L67 243H64V248L63 249L61 248L62 251H64V253H65V257L63 256L62 259L60 258L61 259V260H59L60 264H61V262H63L65 264L67 259H69L68 258V255L70 254V253H68L69 251L65 252L66 251L65 248H68V247H66ZM107 244H108V242H107ZM113 246H116V247H113ZM249 247H251V248L249 249ZM115 248H117L116 249L117 252H114L116 250L113 251V249H115ZM235 248H237V249H235ZM237 250H240L239 253ZM249 250H251V252H249ZM62 251H61V253H60V251H58V253L61 254L60 256L64 255V253H62ZM111 252H114V253L111 254ZM66 253H68V254L66 255ZM107 253H109V254H107ZM250 253H253L256 256V258L253 256V254H251V256H250L249 255ZM212 255L215 256L216 251ZM241 255H243L244 259L241 257ZM245 255H247V257ZM78 256H80L79 253L76 255V261L77 260L79 261V258H83V256L82 257H78ZM102 261H100V264ZM102 264H104V263H102Z\"/></svg>","mask_w":264,"mask_h":264}]
</instances>
